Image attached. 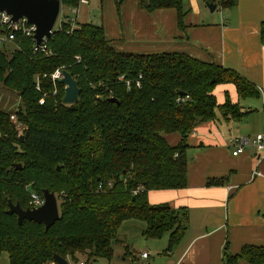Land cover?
<instances>
[{"label":"trees","instance_id":"1","mask_svg":"<svg viewBox=\"0 0 264 264\" xmlns=\"http://www.w3.org/2000/svg\"><path fill=\"white\" fill-rule=\"evenodd\" d=\"M61 1L70 8L80 2ZM140 1L148 13L176 10L183 27L184 0ZM69 19L54 30L48 54L35 52L32 39L22 34L12 43L11 56L8 43L0 45V82L20 98L15 114L24 126L21 135L13 113L0 110V254L7 253L10 264H56L55 255L77 261L81 254L88 264L111 261L121 228L132 221L145 224L146 239L168 235L164 254H171L187 231L188 211L152 206L149 192L187 188L188 138L200 124L218 113L234 122L249 114L228 94L219 104L218 86H235L242 100L259 98V92L236 71L186 54L117 52L104 27L72 29ZM59 68L78 83L74 105L63 104L61 82L54 86L43 79ZM38 79L42 92L36 89ZM55 87L58 93L52 96ZM44 93L49 96L40 105ZM169 135H178L176 145L169 143ZM45 190L56 195L60 213L49 230L28 220L20 226L16 215L7 214L9 201L31 209V192L43 197ZM241 261L264 264V246L226 253L225 264Z\"/></svg>","mask_w":264,"mask_h":264},{"label":"crops","instance_id":"2","mask_svg":"<svg viewBox=\"0 0 264 264\" xmlns=\"http://www.w3.org/2000/svg\"><path fill=\"white\" fill-rule=\"evenodd\" d=\"M236 2L234 7L212 2L216 10L211 12L205 0H186L183 27L173 9L148 13L140 0H120L119 9L112 5L114 22L104 30L117 52L178 53L214 63L253 83L259 98L242 100L235 86H218L215 95L219 104L225 103L228 94L249 114L241 122H234L224 120L218 113L215 120L200 124L188 138L187 188L149 192L152 206L168 205L188 211L187 231L171 254H164L168 235L150 241L157 257L153 258L150 252L128 242L122 227L119 241L124 255L119 261L114 259V248L111 261L99 259L90 264H225L226 253L238 255L246 246H264V158L259 161L253 150L234 157L230 147L236 137L264 131V0ZM178 141V136L173 137L172 145ZM214 181L223 183L209 185ZM144 228L145 225L137 229L142 233ZM142 253H148L149 259H143ZM79 257L76 264H88ZM68 263L73 264L71 260ZM0 264H10L7 253L0 254Z\"/></svg>","mask_w":264,"mask_h":264},{"label":"water","instance_id":"3","mask_svg":"<svg viewBox=\"0 0 264 264\" xmlns=\"http://www.w3.org/2000/svg\"><path fill=\"white\" fill-rule=\"evenodd\" d=\"M61 0H0V12H5L12 17L14 22L27 19L30 25L35 26V43L39 47L45 39H50L61 11ZM211 12L216 10V5L208 3ZM61 83L65 86L63 104L74 105L79 99L80 89L77 81L70 73L64 71ZM117 102L116 100H112ZM22 137V136H21ZM19 165V169H21ZM45 203L38 209L24 210L19 203L9 201L7 214L16 215L21 226L25 220L44 224L49 230L60 219L57 197L54 193L45 190L43 192ZM56 264H69L67 260L55 255Z\"/></svg>","mask_w":264,"mask_h":264},{"label":"rangeland","instance_id":"4","mask_svg":"<svg viewBox=\"0 0 264 264\" xmlns=\"http://www.w3.org/2000/svg\"><path fill=\"white\" fill-rule=\"evenodd\" d=\"M186 0H184V3ZM119 9L120 6V0H90L88 5H80L78 8V15H75L73 13V8L63 6V9H61V15L59 16L57 23L55 25L54 30H57L61 27V24L65 17H69L70 20L73 21L74 25H80V24H92L95 26H108L110 27V24L114 22V14L112 12V5L115 7V5ZM6 50L8 51V55L11 56L14 50V46L12 43H8L5 46ZM254 103V102H249ZM244 106H248V104L244 103ZM21 107V100L18 96L15 94L7 91L4 89L2 83L0 82V110L5 112H12L13 114L19 110ZM18 129V128H17ZM19 133L23 135L24 126L22 125L21 128L18 129ZM178 135H169L167 136L169 143L172 144L173 137H176ZM32 193V192H31ZM129 224H124V231H126V236L128 242L131 241L138 245V250L142 249V251L150 252L151 257L157 258L156 253H154L153 248L150 247L151 240L142 238L141 234L139 233L138 227H144V223L142 222H127ZM121 238V237H120ZM114 248L117 253H115V261H119V257L124 255V248L122 246L121 242L115 243ZM122 254V255H121ZM79 259L81 262L87 261V256L85 254L79 255ZM123 258V257H122ZM152 258V259H153ZM101 261V260H100ZM73 264H76L75 261L71 260ZM100 263H106V261H101ZM116 263V262H114ZM79 264V263H77Z\"/></svg>","mask_w":264,"mask_h":264},{"label":"built area","instance_id":"5","mask_svg":"<svg viewBox=\"0 0 264 264\" xmlns=\"http://www.w3.org/2000/svg\"><path fill=\"white\" fill-rule=\"evenodd\" d=\"M90 0H80V5H88ZM214 2L220 3L221 5L228 0H213ZM63 3H61V9H63ZM78 7V8H79ZM78 8H73V13L78 15ZM61 15V11H60ZM72 29L76 28L77 25H74L73 21L69 19ZM35 26L30 25L27 19L22 18L18 22H14L12 17L5 12H0V45L6 43H13L18 34H22L24 37L31 38L34 42V51L35 52H43L48 54L47 52V43L49 39H45L43 44L39 47L36 46L34 35H35ZM54 31V30H53ZM64 68L57 69L51 75H43V79L50 80V82L55 86L57 82H61L64 78ZM140 87V84H137ZM128 89L130 88V83H127ZM36 89L39 92L43 91V88L40 83V79L37 80ZM58 90L55 87L52 96H56ZM48 94L44 93L42 99L40 100V105H44L46 99L48 98ZM11 120L15 122L17 128H21L22 124L18 121L16 114L14 113L11 116ZM230 147L233 148L232 155L234 157L240 156L244 154L247 150H253L259 157V161L264 158V131L253 136H241L236 137L231 141ZM257 173L254 174V177ZM45 203L44 197L40 196L36 192L31 193V209H38L42 207ZM148 253H142V258L145 260L149 259ZM83 264V263H81Z\"/></svg>","mask_w":264,"mask_h":264}]
</instances>
